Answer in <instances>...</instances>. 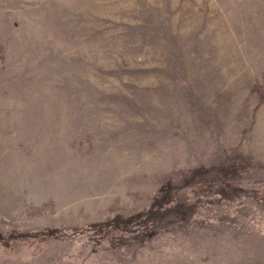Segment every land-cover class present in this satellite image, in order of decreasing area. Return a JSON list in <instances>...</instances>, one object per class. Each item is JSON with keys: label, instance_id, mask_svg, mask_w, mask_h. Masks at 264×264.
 <instances>
[{"label": "rangeland", "instance_id": "374dc122", "mask_svg": "<svg viewBox=\"0 0 264 264\" xmlns=\"http://www.w3.org/2000/svg\"><path fill=\"white\" fill-rule=\"evenodd\" d=\"M0 264H264V0H0Z\"/></svg>", "mask_w": 264, "mask_h": 264}]
</instances>
